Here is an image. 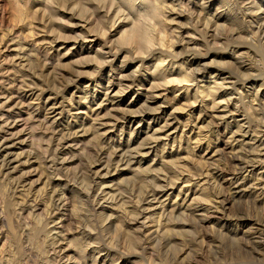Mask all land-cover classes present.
I'll list each match as a JSON object with an SVG mask.
<instances>
[{
    "label": "rangeland",
    "instance_id": "1",
    "mask_svg": "<svg viewBox=\"0 0 264 264\" xmlns=\"http://www.w3.org/2000/svg\"><path fill=\"white\" fill-rule=\"evenodd\" d=\"M111 1L24 0L35 26L31 38L23 25L14 27L10 1L0 0V37L14 27L7 38L10 50L0 60V141L8 138L1 153L9 158L0 174V264H48L47 258L50 264H264L259 175L253 177L254 187L242 194L222 181L236 170L231 159L247 160L259 153V143L249 136L261 123L258 129L264 128V9H257L264 0L160 2L168 36L163 44L160 18H149L152 46L125 41L123 32H130L136 11L121 0L123 5ZM39 54L49 59L39 60ZM192 58L197 64L187 68L193 81L171 83L169 90L152 86L153 79L164 83L158 80L163 59L181 65ZM111 79L114 96L103 101ZM191 85L202 88L186 102L184 91ZM207 86L215 87L218 96L208 94ZM176 95L182 101L174 102ZM211 96L226 108L213 104ZM102 101L104 108L96 116L91 110L99 109ZM193 102L194 109L187 106ZM161 106L171 113L169 121L187 125V131L164 128L155 133L158 126L150 128L149 119L127 134L122 125L113 126L122 123L125 112L139 114ZM51 108L55 117L46 110ZM221 108L227 109L226 118ZM200 113L203 123L197 121ZM221 122L231 125L234 140L225 129L216 130ZM217 145L222 149L216 154L206 149ZM151 146L155 151L146 154ZM116 158L123 160L117 164ZM162 189L167 190L165 199H150ZM44 248L50 256L41 253ZM94 255H101L100 260L95 262Z\"/></svg>",
    "mask_w": 264,
    "mask_h": 264
},
{
    "label": "bare ground",
    "instance_id": "2",
    "mask_svg": "<svg viewBox=\"0 0 264 264\" xmlns=\"http://www.w3.org/2000/svg\"><path fill=\"white\" fill-rule=\"evenodd\" d=\"M10 1V6H12V17H13V24H14V27L16 26L17 27V25H19V24H21V25H23L25 28H27V30H28V33H27V35H28V37H31V38H33L34 37V33H35V26L33 25V23H32V21H30L32 18H30L29 19V15H28V11H27V8H26V6H25V2H24V0H9ZM88 1V0H87ZM112 1H114V0H112ZM111 1V2H112ZM121 1H123L130 9H134L135 11H136V14H135V18L134 17H132V18H134V20H133V27L132 28H130L131 30H130V32L128 31V32H123V33H126V34H124V36H125V41L127 40L128 42H129V44L130 43H135L137 40H142V41H144V42H146L147 43V45H155L154 43H155V39L153 38V36H152V33H151V27H150V25H149V23L147 22V20H149V18H151V17H156V18H160L161 17V15H160V9H159V7H161V6H159V4H160V2H162V4L163 3H166V1L167 0H121ZM172 1H174V0H172ZM183 1H186V0H183ZM188 1V2H187ZM186 2L187 3H189V2H192L193 0H187ZM206 1V0H205ZM118 2H120L119 0H118ZM158 2V3H157ZM175 2V1H174ZM185 2V3H186ZM202 2V1H201ZM258 2V1H257ZM115 3V2H114ZM121 3V2H120ZM254 3V2H253ZM90 4V3H89ZM112 4V3H111ZM122 4V3H121ZM168 4V3H167ZM255 5H257L256 4V2L254 3ZM258 4H260V6L257 8L258 10L260 9V10H262V9H264V8H261L262 6H264V3H263V1H261V2H258ZM115 5V4H114ZM123 5V4H122ZM94 6V5H93ZM126 6V7H127ZM96 7V6H95ZM203 7V6H202ZM94 8V7H93ZM206 7H204V9H205ZM163 9V8H162ZM257 9H256V11H257ZM166 10H168V9H166ZM172 10V9H171ZM255 10V9H254ZM135 11H134V13H135ZM173 11V10H172ZM107 12V11H106ZM164 12V11H163ZM180 12V11H179ZM262 12H264V11H262ZM54 13V12H53ZM98 13V12H97ZM37 14V13H36ZM133 14V13H132ZM262 14V13H261ZM56 15V14H55ZM259 15H260V13H257L255 16L258 18L259 17ZM133 16V15H132ZM180 16V15H179ZM206 16V15H205ZM254 16V17H255ZM254 17H252L253 18V21L255 22V19H254ZM130 18V17H129ZM163 18V17H162ZM261 18H262V16H261ZM200 19V18H199ZM199 19H198V21H199ZM263 19V18H262ZM12 20V19H11ZM167 20V19H166ZM166 20L163 18V20L160 18V21H161V31H160V34H161V32H162V34L160 35L161 37H159V38H161V41H162V43L164 44L165 43V40H166V38H167V36H168V34H167V31H166V28L164 27V25L166 24ZM172 20V19H171ZM173 21H174V19H173ZM165 24H164V23ZM258 22V21H257ZM51 23V22H50ZM200 23V22H199ZM202 23V22H201ZM209 23V22H208ZM259 23V22H258ZM263 23H264V20H263ZM159 24V23H158ZM198 24V23H197ZM260 24H262V23H260ZM206 25V24H205ZM263 25V24H262ZM155 26V25H154ZM209 26H211V25H209ZM14 27H12L10 30H9V33L8 34H6V35H4V36H2V37H0V60H1V58L2 59H4L5 60V58L7 57V55H6V50H10V47H11V43H12V41H10L9 42V40L7 39L8 37H9V35H12V34H14L13 33V28ZM208 27V26H207ZM206 27V28H207ZM255 27V26H254ZM106 28V27H105ZM206 28H204V29H202V30H204V31H206L207 32V29ZM44 29V28H43ZM159 29V28H158ZM212 29V28H211ZM256 29V28H255ZM258 29V28H257ZM106 30V29H105ZM156 30V29H155ZM260 30V31H259ZM259 30H257L258 31V33L259 32H261V29H260V27H259ZM104 31V30H103ZM171 31V30H170ZM233 31H234V29H233ZM251 31H252V29H251ZM254 31V30H253ZM101 32V31H100ZM190 32V31H189ZM236 32V31H235ZM256 32V31H255ZM263 32V31H262ZM261 32V34L262 35H260V36H262L261 38H264V32L262 33ZM20 33V32H19ZM104 33V32H103ZM153 33H156V32H153ZM211 33V32H210ZM209 33V34H210ZM215 33V32H214ZM214 33H212V34H210V35H213ZM252 33V32H251ZM258 33L256 32V34L258 35ZM232 34V33H231ZM253 35H254V33H252ZM65 35V34H64ZM155 35V34H154ZM171 35V34H170ZM189 34H187V36H188ZM210 35H209V37H210ZM104 36V35H103ZM124 36L122 37V38H124ZM178 36V35H177ZM238 36H239V34H238ZM251 36V35H250ZM256 36V35H255ZM193 37H194V35H193ZM30 38V39H31ZM191 38V37H190ZM214 38H215V34H214ZM246 38V37H245ZM256 38V37H255ZM26 39H28L27 37H26ZM216 39V38H215ZM11 40V39H10ZM21 40V39H20ZM44 40V39H43ZM169 40H171V39H169ZM260 40V39H259ZM261 40H263V39H261ZM167 41V40H166ZM14 42V41H13ZM189 42V41H188ZM192 42V41H191ZM263 42V41H262ZM51 43H53V42H51ZM17 44V43H16ZM20 44H22V43H20ZM54 44V43H53ZM23 45V44H22ZM31 45V44H30ZM37 45V44H36ZM138 45V44H137ZM45 46V45H44ZM165 46V45H164ZM15 47V46H14ZM21 47V46H20ZM33 47V46H32ZM53 47V46H52ZM138 47V46H137ZM150 47V46H149ZM25 48H26V46H25ZM18 49V48H17ZM22 49V48H21ZM38 49V48H37ZM46 49V48H45ZM45 49H43V51L45 50ZM59 49V48H58ZM42 50V49H41ZM50 50V49H49ZM52 50V49H51ZM136 50V49H135ZM141 50V49H140ZM146 50V49H145ZM38 51V50H37ZM47 51V50H46ZM235 51V50H234ZM233 51V52H234ZM39 52V51H38ZM45 52V51H44ZM60 52V51H59ZM50 52L48 51V54H49ZM8 54V53H7ZM48 54H46V55H42L41 56V54H39L40 55V58H39V60L41 59V57L42 58H44V59H49L48 58ZM108 54V53H107ZM141 54V53H140ZM144 54V53H143ZM240 54V53H239ZM247 54V53H246ZM6 55V56H5ZM19 55V54H18ZM137 55V54H136ZM176 55V54H175ZM5 56V57H4ZM38 58V57H37ZM25 59H26V57H25ZM34 60V59H33ZM162 60V59H161ZM160 60V61H161ZM211 60V59H210ZM42 61H44V60H42ZM169 61V60H168ZM5 62V61H4ZM170 62V61H169ZM167 62L166 60H162V62H160L161 63V67H160V64L159 65H157V66H159V67H157V69L159 68L160 70L158 71L159 73H158V80L160 81V80H162V83L163 84H159L160 82H158L157 84H156V82L154 81V79L152 80V86L155 88V87H161V86H163V87H166L164 90H167L168 88H167V86L170 84L171 85V83L173 84V83H177L178 85L180 84V83H187V82H190V81H193V78L191 77V75H190V72H188L189 70H188V68H187V66H191L192 67V65H194L195 63L197 64V60H196V58H192V59H188V60H183V63L180 65L178 62H176V61H173V62ZM5 64V63H4ZM43 64V63H42ZM48 64V63H47ZM46 65V64H45ZM182 65H184V66H182ZM44 67V66H43ZM47 67V66H46ZM23 68V67H22ZM12 69V68H11ZM47 69V68H46ZM122 69V68H121ZM157 69H156V71H157ZM19 70V69H18ZM23 70V69H22ZM191 70V69H190ZM155 70H154V72H156ZM191 71H193V70H191ZM153 72V73H154ZM78 73V72H77ZM157 73V72H156ZM193 73V72H192ZM196 74V73H195ZM197 75V74H196ZM217 75V74H216ZM157 77V76H156ZM194 77V76H193ZM197 77H198V75H197ZM199 78V77H198ZM17 79V78H16ZM155 79H157V78H155ZM109 82V86L107 87V89H106V94H105V99L103 100V101H106V100H108L109 98H111V97H113L114 95L112 94L113 93V91H114V84H113V79H111L110 81H108ZM28 83V82H27ZM217 83V82H216ZM35 84V83H34ZM24 85V84H23ZM184 85V84H183ZM194 85V84H193ZM209 85V84H208ZM219 85V84H218ZM264 85V84H263ZM173 86V85H172ZM180 86H182L181 84H180ZM192 86V85H191ZM209 86H211V85H209ZM209 86H207V87H209ZM214 86V85H213ZM222 86H225V85H222ZM222 86L220 87V88H222ZM242 86V85H241ZM128 87H130V86H128ZM152 87V88H153ZM162 87V88H163ZM199 87V86H198ZM198 87H196V89H194V87L192 86V87H189V86H186V89H185V96H184V101H186V102H190V100H191V98L193 97V96H197V95H193L194 93H198L199 92V89L200 88H202V87H200L199 89H198ZM215 87H217L216 85H215ZM215 87H214V90H213V87H209L208 88V91H207V88H206V90H204L205 92L207 91L208 92V94H214L215 92H217L216 90H215ZM118 88V87H117ZM120 88V87H119ZM118 88V89H119ZM127 88V87H126ZM131 88V87H130ZM151 88V87H150ZM174 88V87H173ZM181 88V87H180ZM204 88V87H203ZM22 89V88H21ZM218 89V88H217ZM235 89V88H234ZM233 89V90H234ZM125 90V89H124ZM169 90V89H168ZM201 90V89H200ZM220 90V89H219ZM17 92V91H16ZM125 92V91H124ZM22 93V92H21ZM37 93V92H36ZM119 92H118V90H117V94H118ZM153 93V92H152ZM18 94H19V92H18ZM27 94V93H26ZM39 96H40V94H38ZM214 95H217V93L216 94H214ZM29 96V95H28ZM48 96V95H47ZM162 96V92L161 93H156V97H161ZM167 96V95H166ZM177 96V95H176ZM218 96V95H217ZM217 96H215V97H217ZM219 96H220V94H219ZM26 97V96H25ZM30 97H31V95H30ZM29 97V98H30ZM50 97H52V95L50 96ZM50 97L49 98H45L46 99V105H47V107L50 105V103H49V100H50ZM155 97V98H156ZM209 97V96H208ZM212 97V96H211ZM218 98V97H217ZM7 99V98H6ZM32 99V98H31ZM94 100H96L95 98H93ZM114 99V98H113ZM167 99V98H166ZM175 99L176 100H174V102L175 101H182V98H180L179 97V95L177 96V97H175ZM229 99V98H228ZM236 99V98H235ZM9 100V99H8ZM41 100V99H40ZM169 100V99H168ZM212 100L214 101L215 99H213V97H212ZM218 100V99H217ZM221 100V99H220ZM219 100V101H220ZM227 100V99H226ZM103 101L101 102V104L99 103L98 105H99V109H96V110H91L92 112H93V114L94 115H98L100 112H102V110H103V108L104 107H102V105H103ZM202 101V100H201ZM219 101H214V103L213 104H215L217 107L219 106V107H223L222 106V103L221 102H219ZM194 102H196V101H194ZM194 102L191 104H188L187 106L188 107H190V108H192V109H194L195 108V104H194ZM223 102V101H222ZM227 102H229V100H227ZM231 102V101H230ZM260 102V101H259ZM235 103V102H234ZM28 104V103H27ZM177 104V103H176ZM226 104V103H225ZM213 106V105H212ZM211 106V107H212ZM228 106V105H227ZM46 107V108H47ZM214 107V106H213ZM217 107H215L216 109H217ZM225 108H226V106H224ZM158 108V107H157ZM184 108V107H183ZM183 108H181V109H183ZM209 108V107H208ZM225 108H221L222 109V111H220V113H222L221 115H223L224 117L226 116L225 114H226V112H227V109L225 110ZM93 109H95V108H93ZM177 109V108H176ZM210 109H212V108H210ZM214 109V108H213ZM255 109V108H254ZM47 111H50L49 113L46 111L45 113H48L50 116L52 115V116H54L55 117V110H53L52 108L50 109V110H48V109H46ZM148 110V109H147ZM154 110H155V108H154ZM158 110V111H157ZM229 110H230V108H229ZM262 110H264L263 108H262ZM1 111V110H0ZM174 111V110H173ZM194 110H192V112H193ZM205 112V111H204ZM231 112V111H230ZM261 112H263V111H261ZM216 113V112H215ZM259 113V112H258ZM87 114V113H86ZM104 114V113H103ZM127 113L125 112V115H123V116H121L122 117V123L121 124H119L118 122H116V123H113V126L114 127H116L117 125H122V129H121V131L123 132V134H127L130 130H132V132L133 131H136L137 132V129L136 128H133L134 126H135V124H141L142 122H144L146 119H149L150 120V123H149V127L150 128H154V126L155 125H157L158 126V128L155 130V133H156V131L158 130V129H161V131H162V129H167L168 131H170V133L172 132V130H174V131H178V130H180V129H182V133H184L185 131H187V129H188V126L187 125H184V126H181V124L180 123H176V124H173V121H169L168 120V118L166 117L167 115H171V113H169V114H167V110L166 109H164L162 106L159 108V109H156L155 111H151V109H150V111H144V112H142V113H139V114H137V112H136V114H127ZM201 114V113H200ZM228 114V113H227ZM60 115V114H59ZM90 115H92V114H90ZM219 114H217V116H218ZM261 115V114H260ZM2 116V115H1ZM56 116H57V114H56ZM220 116V115H219ZM218 116V117H219ZM53 117V118H54ZM169 117H171V116H169ZM203 117H205V116H202V114L201 115H199V117H198V122L199 123H203ZM227 117V116H226ZM225 117V118H226ZM260 117V116H259ZM224 118V119H225ZM256 118H257V116H256ZM261 118V117H260ZM259 118V119H260ZM263 118H264V113H263ZM263 118H262V120L261 121H264L263 120ZM1 119V118H0ZM37 119V118H36ZM115 119V118H114ZM121 118L119 117V120H120ZM174 119V118H173ZM233 119V118H232ZM258 119V118H257ZM258 119V120H259ZM118 120V119H117ZM222 120V119H221ZM44 121V120H43ZM56 121V120H55ZM94 121V120H93ZM196 121V122H197ZM218 121V120H217ZM226 121V120H225ZM231 121V120H230ZM5 122V121H4ZM8 122V121H7ZM15 122V121H14ZM111 122V121H110ZM197 122V123H198ZM52 123V122H51ZM50 123V124H51ZM220 123V122H219ZM235 123V122H234ZM233 123V124H234ZM260 123V121H258V124ZM43 124V123H42ZM111 124V123H110ZM231 124V123H230ZM241 124V123H240ZM262 124L263 123H261V125H259V127L260 126H262ZM45 125H47V123L45 124ZM208 125V124H207ZM237 125V124H236ZM245 125V124H244ZM256 125V124H255ZM6 126V125H5ZM12 126H13V124H12ZM196 126V125H195ZM247 126V125H246ZM258 126V125H257ZM264 126V125H263ZM197 127H199V126H197ZM202 127V125L200 126V128ZM239 127H243V125L241 124ZM248 127V126H247ZM253 127H255V126H253ZM258 127V128H259ZM82 128V127H81ZM150 128H148V129H150ZM249 128H251V126L249 127ZM257 128V130L256 131H254V133L252 132V135H250L249 137L252 139V140H254L255 142H257V143H259V148H257L258 149V151H259V153L258 154H256V155H253L252 157H251V155H250V157L252 158H250V159H247V157H246V159L247 160H244V158H243V160H241L240 158H242V157H240L238 154H236L235 152H230L231 154H236L237 156H239L240 158H238V157H234V159L232 160L231 159V163H234V165H235V167H234V169L236 168V170L234 171V172H231V173H228V174H226V176L224 177V179L222 180L223 182H225V184H228L230 187L229 188H232L233 190H237L236 192H238L239 194H242V193H248V190L252 187H254V185H252V182L254 181V179H253V177L254 176H256V174H258L259 175V181L257 182V180H256V178H255V180H256V182H257V187L258 186H260L261 187V189H264V150L262 149V147L264 146V128L262 129V128H260V129H262V130H260V129H258ZM2 129V128H1ZM76 129V128H75ZM192 129V130H191ZM190 130V132H191V134H193L194 132H195V130H194V128H191ZM202 129V128H201ZM221 129H225L224 131L227 133V134H229L230 136H228V137H230L231 139H233L234 140V138H235V136H236V132H234V131H232V127H231V125H229V124H227V122H225V123H222L221 122V125H219L217 128H216V130H221ZM252 129V128H251ZM79 130V129H78ZM234 130V129H233ZM237 130V129H236ZM250 130V129H249ZM249 130H247L246 132H245V135H247V134H249ZM14 132V131H13ZM21 132V131H20ZM158 132V131H157ZM238 132V131H237ZM139 133V132H138ZM170 133L168 132L167 134L165 133V135H166V137L168 138V139H170ZM198 133V132H197ZM218 133H220V132H218ZM132 134V133H131ZM190 134V135H191ZM68 135V134H67ZM130 135V134H129ZM244 135V136H245ZM48 136V135H47ZM50 136V135H49ZM225 136V135H224ZM243 136V137H244ZM174 137H176V136H174ZM173 137V138H174ZM182 137H183V135H182ZM190 137V136H189ZM192 137H193V135H192ZM247 137V136H246ZM248 137V138H249ZM63 138V137H62ZM227 138V137H226ZM237 138V137H236ZM239 138V137H238ZM2 139V138H1ZM0 139V140H1ZM8 138L6 137L5 139L3 138V141H0V157H2V161L0 162L1 164H0V174H4V168H5V166L9 163L8 162V160H9V158H8V153H6V154H2L1 153V151L3 150V148H4V146H5V141L7 140ZM68 139V138H67ZM175 139V138H174ZM178 138H176V140H177ZM190 139V138H189ZM189 139H188V141H189ZM192 139V138H191ZM194 139H196V137L194 138ZM209 139V138H208ZM9 140H10V138H9ZM49 140H50V138H49ZM53 140V139H52ZM175 140V141H176ZM182 140V139H181ZM205 140V139H204ZM207 140V139H206ZM248 140V139H247ZM179 142H181L180 140H178ZM187 141V142H188ZM198 140H196V142H197ZM201 141V140H200ZM200 141H199V143H200ZM229 141H230V139H229ZM228 141V142H229ZM240 141V140H239ZM251 141V140H250ZM253 141V142H254ZM9 142V141H8ZM174 142V141H173ZM172 142V143H173ZM195 142V143H196ZM210 142V141H209ZM221 142V141H220ZM246 142V141H245ZM175 143V142H174ZM189 143V142H188ZM206 143H208V141L206 142ZM205 143V144H206ZM233 143V142H232ZM241 143V142H240ZM68 144H70V143H68ZM67 144V145H68ZM201 144V143H200ZM203 144V143H202ZM209 144V143H208ZM225 144H228V143H225ZM231 144V143H230ZM246 144H247V142H246ZM249 144H252V143H250L249 142ZM254 144V143H253ZM8 145H9V143H8ZM155 145V144H154ZM181 145V144H180ZM207 145V144H206ZM238 145V144H237ZM127 146V145H126ZM175 146V145H174ZM198 146V145H197ZM210 146H211V144H210ZM208 147V148H206L207 150H211L212 152H214L215 154H216V152H218V151H220L222 148H221V146L220 145H217L214 149L213 148H211V147ZM226 146V145H225ZM224 146V147H225ZM236 146V145H235ZM6 147V146H5ZM58 147V146H57ZM201 147V146H200ZM223 147V148H224ZM253 147H254V145H253ZM68 148V147H67ZM149 148V147H148ZM225 148H227V147H225ZM238 148L239 147H237V148H233V147H231V145L229 146V149H231L232 151H234L235 149H237V151H239L240 150V148H239V150H238ZM264 148V147H263ZM257 149H255L253 152H255L256 151V153L258 152L257 151ZM154 150V148L151 146V148L149 149V151L148 152H145L146 154L147 153H150V152H152ZM224 150H226V149H224ZM155 151V150H154ZM228 151V150H227ZM236 151V150H235ZM241 151V150H240ZM239 151V152H240ZM9 152V151H8ZM252 152V153H253ZM154 153V152H153ZM238 153V152H237ZM241 153V152H240ZM239 153V154H240ZM251 153V151L249 152V154ZM11 154V153H10ZM10 154H9V156H10ZM19 154V153H18ZM120 154V153H119ZM122 154V153H121ZM248 154V155H249ZM255 154V153H254ZM23 155V154H22ZM26 155H28V154H26ZM213 155V154H212ZM235 155V156H236ZM243 155V154H242ZM241 155V156H242ZM121 156V155H120ZM123 156V155H122ZM55 157V156H54ZM188 157V156H187ZM193 157V156H192ZM245 157V156H244ZM11 158V157H10ZM19 158V157H18ZM26 158V157H25ZM112 158V157H111ZM233 158V157H232ZM99 159V158H98ZM117 159V158H116ZM190 159V158H189ZM118 160V162H117V164H119L120 162H122V160H123V158H119V159H117ZM12 161V160H11ZM19 161H21L20 159H19ZM8 162V163H7ZM105 162H107L106 160H105ZM110 164H111V162H112V159H110L109 161H108ZM124 162V161H123ZM51 163V162H50ZM115 163V162H114ZM105 164V163H104ZM109 164V165H110ZM126 164V163H125ZM10 165V164H9ZM105 165H108V164H105ZM109 165H108V167H109ZM233 165V164H232ZM9 167V166H8ZM103 167V166H102ZM225 167V166H224ZM8 169V168H7ZM99 169V168H98ZM102 169H104V168H102ZM108 169V168H107ZM110 169V168H109ZM114 169V168H113ZM204 169V168H203ZM106 170V169H105ZM202 170V169H201ZM99 171V170H98ZM108 171V170H107ZM208 172V171H207ZM230 172V171H229ZM97 173V172H96ZM106 173V172H105ZM203 173V172H202ZM201 173V174H202ZM209 173V172H208ZM211 173V172H210ZM218 173V172H217ZM98 174V173H97ZM225 174V173H224ZM101 175V174H100ZM208 175V174H207ZM216 175V174H215ZM220 175V174H219ZM206 176V175H205ZM224 176V175H223ZM222 176V177H223ZM174 177V176H173ZM201 177H203L202 175H201ZM207 177V176H206ZM209 177V176H208ZM213 177H214V175H213ZM217 177H218V174H217ZM217 177H214L215 179L217 178ZM258 177V176H257ZM6 178V177H5ZM25 178V177H24ZM47 178V177H46ZM180 178V177H179ZM8 179V178H7ZM178 179V178H177ZM205 179H207V178H205ZM27 178H25V180L23 179V181H26L27 182ZM212 180V179H211ZM22 181V182H23ZM169 181V180H168ZM171 181V180H170ZM186 181V180H185ZM221 181V180H220ZM218 182V181H217ZM20 183V182H19ZM31 183H33V182H31ZM176 183V182H175ZM220 183V182H219ZM222 183V182H221ZM221 183H220V185H221ZM195 184V183H194ZM34 185V184H33ZM32 185V186H33ZM218 185V184H217ZM224 185V184H223ZM19 186V185H18ZM23 186V185H22ZM167 186V185H166ZM222 186V185H221ZM27 187V186H26ZM30 187V186H29ZM115 187V186H114ZM170 187V186H169ZM256 187V186H255ZM18 188V187H17ZM96 188V187H95ZM167 188V187H166ZM184 188V187H183ZM208 188V187H207ZM28 189V188H27ZM190 189V188H189ZM189 189H188V191H189ZM231 189V190H232ZM31 190V189H30ZM156 190V189H155ZM163 190V189H162ZM161 190V191H162ZM171 190V189H170ZM180 190H182V189H180ZM206 190V189H205ZM251 190H253V189H251ZM166 191L167 190H163V192H161V193H159L158 191V193L159 194H154V195H152L151 197H150V199H158V201H159V199H160V197H162L163 195H164V192L166 193ZM172 191V190H171ZM193 191V190H192ZM260 191V190H259ZM29 192V191H28ZM55 192V191H54ZM232 192V191H231ZM231 192H229V194L231 193ZM39 193V192H38ZM105 193V192H104ZM181 193V192H180ZM257 193H258V191H257ZM257 193H256V195H257ZM260 193H262V192H260ZM148 194V193H147ZM179 194V193H178ZM191 194V193H190ZM233 193H231V195H232ZM50 195V194H49ZM166 195V194H165ZM188 195V194H187ZM249 195V194H248ZM251 195H255V194H251ZM260 195H262V194H260ZM148 196V195H147ZM149 196H150V194H149ZM242 196V195H241ZM138 197V196H137ZM164 198L163 199H165L166 197H167V195L166 196H163ZM171 197V196H170ZM146 198L147 197H145V200H146ZM188 198V197H187ZM221 198V197H220ZM227 198H229V197H227ZM254 198H255V196H254ZM261 198V197H260ZM104 199V198H103ZM150 199L149 200H146V201H150ZM225 199V198H224ZM256 199V198H255ZM263 199V198H262ZM261 199V200H262ZM53 200V199H52ZM144 200V201H145ZM161 200H162V198H161ZM160 200V201H161ZM222 200H223V198H222ZM228 200V199H227ZM140 201V200H139ZM145 201V202H146ZM163 201V200H162ZM165 201V200H164ZM163 201V202H164ZM175 201V200H174ZM183 202L184 201H186V200H182ZM225 201V200H224ZM224 201H223V204H224ZM256 201H257V199H256ZM260 201V200H259ZM263 201V200H262ZM183 202H181V203H183ZM222 202V201H221ZM55 203V202H54ZM142 203V202H141ZM151 203V202H150ZM152 203H154V201L152 202ZM165 203H166V201H165ZM178 203V202H177ZM185 203V202H184ZM207 203H209V202H207ZM220 203V202H219ZM53 205V204H52ZM59 205V204H58ZM155 205V204H154ZM168 205H171V204H168ZM180 205V204H179ZM45 206H47V205H45ZM173 206V205H172ZM181 206V205H180ZM180 206H179V208H180ZM143 207V206H142ZM175 207H176V205H175ZM174 207V208H175ZM146 208V207H145ZM148 208V207H147ZM166 208V207H165ZM173 208V207H172ZM136 209V208H135ZM205 209V208H204ZM162 210V209H161ZM35 211V210H34ZM163 211V210H162ZM161 211V212H162ZM170 212H173V209L171 210L170 209ZM205 212V211H204ZM52 214V213H51ZM55 214V213H54ZM31 215V214H30ZM141 215V214H140ZM160 215V214H159ZM22 216V215H21ZM38 216V215H37ZM56 216V215H55ZM224 216V215H223ZM227 216V215H226ZM225 216V217H226ZM229 216V215H228ZM145 217H147V216H145ZM51 218V217H50ZM230 218V217H229ZM41 219V218H40ZM139 219H141V217H138V220H137V222L138 223H141L140 225H142V223L143 222H139ZM143 219V218H142ZM238 219V218H237ZM145 220V219H144ZM167 220V219H166ZM222 220H225V221H228L229 219H227V218H224V217H222ZM42 221V220H41ZM135 221V220H134ZM141 221V220H140ZM231 221V220H230ZM53 222V221H52ZM256 222V221H255ZM36 223V222H35ZM254 223V222H253ZM252 223V224H253ZM259 223V222H258ZM161 224V223H160ZM163 224V223H162ZM161 224V225H162ZM251 224V225H252ZM264 223H262V225H263ZM245 225V224H244ZM250 225V224H249ZM257 225V224H256ZM255 225V226H256ZM167 226V225H166ZM254 226V227H255ZM158 227V226H157ZM251 227H253V226H251ZM259 228V227H258ZM262 228V227H261ZM260 228V229H261ZM175 229V228H174ZM183 229V228H182ZM251 229V228H250ZM249 229V230H250ZM253 229V228H252ZM251 229V230H252ZM53 230V229H52ZM141 230V229H140ZM176 230V229H175ZM249 230H247V231H249ZM258 229L256 228V231H257ZM31 231V230H30ZM145 231V230H144ZM154 231V230H153ZM253 232H254V229L252 230ZM262 230H259V232H257L258 234L259 233H262L261 232ZM52 232V231H51ZM118 232V231H117ZM140 232H143V231H140ZM160 232V231H159ZM251 232V231H250ZM45 233V232H44ZM244 233V232H243ZM246 233V232H245ZM244 233V234H245ZM256 233V232H255ZM264 233V232H263ZM113 234V233H112ZM247 234V233H246ZM245 234V235H246ZM251 234V233H250ZM249 234V235H250ZM254 234V233H253ZM49 235V234H48ZM255 235V234H254ZM261 235V234H260ZM258 236V235H257ZM248 237V236H247ZM256 238V237H255ZM258 238V237H257ZM254 239V238H253ZM44 241V240H43ZM45 243V242H44ZM157 243V242H156ZM54 245V244H53ZM39 246H41V245H39ZM12 247V246H11ZM38 247V246H37ZM54 247V246H53ZM4 248V247H3ZM37 249V248H36ZM38 249H41L40 247L38 248ZM54 249V248H53ZM10 250V249H9ZM44 250H46L45 248L43 249V251H41V253L42 254H44V253H46V251H44ZM57 250V249H56ZM55 250V251H56ZM94 251V250H93ZM33 252V251H32ZM31 252V253H32ZM38 252V251H37ZM57 252H58V250H57ZM91 252V251H90ZM9 253V252H8ZM59 253V252H58ZM57 253V254H58ZM94 253V252H93ZM42 254H41V256H42ZM48 253H46V255H47ZM54 254H56V253H54ZM61 254V253H60ZM95 254V253H94ZM100 254V253H99ZM40 255V254H39ZM38 255V256H39ZM45 255V254H44ZM49 255V254H48ZM62 255V254H61ZM69 255V254H68ZM40 256V257H41ZM50 256V255H49ZM55 256V255H54ZM86 256V255H85ZM84 256V257H85ZM89 256H91V255H89ZM89 256H88V258H89ZM46 257V256H45ZM87 257V256H86ZM8 258V257H7ZM37 259H38V257H36ZM59 258V257H58ZM92 258V257H91ZM94 260H95V262H97V261H99L100 260V258H101V255H96V257H95V255H94ZM48 260H49V262H50V258H47ZM51 259H53V258H51ZM62 259V258H61ZM64 259V258H63ZM62 259V260H63ZM85 259V258H84ZM87 259V258H86ZM85 259V260H86ZM61 260V261H62ZM64 260H66V259H64ZM69 260V259H68ZM45 261V260H44ZM60 261V262H61ZM47 262V261H46ZM45 262V263H46ZM48 262V264H50ZM57 262V261H56ZM59 262V263H60ZM33 263H34V261H33ZM52 263V262H51ZM63 264H69L67 261L66 262H62ZM87 263V262H86Z\"/></svg>",
    "mask_w": 264,
    "mask_h": 264
}]
</instances>
